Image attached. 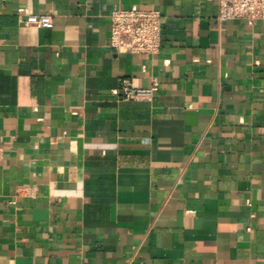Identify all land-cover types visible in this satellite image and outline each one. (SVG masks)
Segmentation results:
<instances>
[{
    "label": "crops",
    "instance_id": "obj_1",
    "mask_svg": "<svg viewBox=\"0 0 264 264\" xmlns=\"http://www.w3.org/2000/svg\"><path fill=\"white\" fill-rule=\"evenodd\" d=\"M118 7L162 12L158 53L110 46ZM217 14L0 0V264H264V22Z\"/></svg>",
    "mask_w": 264,
    "mask_h": 264
},
{
    "label": "built area",
    "instance_id": "obj_2",
    "mask_svg": "<svg viewBox=\"0 0 264 264\" xmlns=\"http://www.w3.org/2000/svg\"><path fill=\"white\" fill-rule=\"evenodd\" d=\"M241 18L264 22V0H218V23ZM30 21L37 27H53V18L48 14ZM162 22L160 10L118 7L110 14V46L119 53L154 55L162 44ZM121 88L126 100H150L154 94V87L136 88L127 79L121 80ZM2 153L0 147V158Z\"/></svg>",
    "mask_w": 264,
    "mask_h": 264
}]
</instances>
